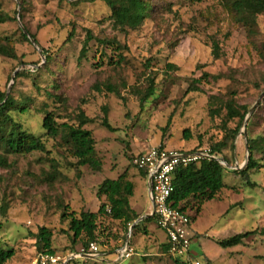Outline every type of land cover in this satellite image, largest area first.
Segmentation results:
<instances>
[{"label":"rangeland","instance_id":"374dc122","mask_svg":"<svg viewBox=\"0 0 264 264\" xmlns=\"http://www.w3.org/2000/svg\"><path fill=\"white\" fill-rule=\"evenodd\" d=\"M0 2L11 16L0 24V35L12 39L18 55L17 59L0 56V91L18 99L30 97L27 112L15 117L28 131L43 136L46 144L44 151L10 155V167H0V206L4 200L9 204L7 214H0V243L15 250L6 264H34L40 254L34 234L41 226L53 231L58 253L80 248V239L73 243L70 219L62 218L64 206L68 213L98 211L106 202L97 194L106 178L126 172L134 184L132 207L141 215L149 213L147 185L134 165L135 156L157 145L187 151L221 140L239 121L227 119L225 109L212 116L210 95L234 97L249 110L255 105L249 124L243 121L234 138V149L223 151L233 168L246 165L247 137L264 135V14L259 16L256 33L250 34L234 19L225 0H165L141 26L123 31L113 25L110 8L100 0ZM24 30L28 41L22 37ZM88 31L95 38L89 43L87 58L80 60ZM103 40H115L119 50ZM213 41L220 45L218 59L213 55ZM44 50L51 60L47 61ZM28 67L41 69L24 70ZM18 72L24 73L17 76ZM149 78L155 79L157 91L142 108L137 91L147 87ZM198 78L202 90L189 91L191 80ZM107 87L117 89L120 96ZM79 107L92 119L86 127L96 140L100 170L76 166L77 159L59 139L44 136L43 109L58 113L57 120L62 122ZM103 107L108 109L113 130L102 125ZM233 168L224 170L225 186L213 199L200 204L191 198L181 203L196 232L190 256L201 264H264V169L251 173L256 183L251 187L229 171ZM53 171L57 174L50 181L47 175ZM97 221L104 257L113 259L129 227L107 215ZM250 230L257 232L242 244L224 248L218 243V239ZM164 237L155 220L140 224L130 238L133 255L119 264H185L165 249ZM111 263L116 262H87Z\"/></svg>","mask_w":264,"mask_h":264},{"label":"trees","instance_id":"16d2710c","mask_svg":"<svg viewBox=\"0 0 264 264\" xmlns=\"http://www.w3.org/2000/svg\"><path fill=\"white\" fill-rule=\"evenodd\" d=\"M82 2H95L97 0H80ZM103 1L111 10L109 15L113 25L120 30L136 29L146 22L152 15L161 8L165 0H100ZM189 3H199L203 0H185ZM225 6L232 13L234 19L240 22L250 34H255L259 25V16L264 14V0H225ZM11 16L3 10L0 2V24L7 22ZM71 33L69 39H71ZM24 40H29L27 34L22 32ZM36 39L35 35H32ZM95 36L88 31L86 38L83 41V46L80 51L79 59H85L90 50L89 43ZM38 43V40H36ZM102 43L110 44L113 48L119 50L120 45L115 40H103ZM213 55L215 59L220 58L221 49L218 42L213 41ZM46 59L51 60L52 56L47 50H44ZM119 54L118 63L123 61L121 53ZM0 56L17 59L15 45L12 39L8 36L0 35ZM111 60V59H110ZM113 62V60H111ZM101 65V63H99ZM171 68L174 65H169ZM41 68L28 67L24 70L28 72H37ZM24 72H18L17 76L23 75ZM36 83V81H34ZM201 79H193L189 83V91H201ZM107 90L115 92L119 95V91L115 88L107 87ZM157 85L154 78L148 79L147 87L143 90L139 89L137 95L140 97V104L143 108L150 98L156 94ZM56 97L62 99L60 95L55 94ZM120 96V95H119ZM30 97L18 99L6 91H0V167L8 168L10 163L8 157L15 154H28L34 151L46 150V144L43 136L35 135L28 131L24 125L15 117L17 113H25L29 109ZM209 111L212 116L220 114L224 109L226 110L227 119L232 120L238 118V124L234 129H229L223 138L208 146L195 147L191 150H198L208 148L216 155L223 156L226 161L232 165L227 157L223 154L226 148L234 149V138L240 130V126L246 118L249 107L246 105H239L234 97L227 99L218 97L217 95H210L208 98ZM104 117L102 125L108 129L113 130L109 119L108 109L103 107ZM44 117L42 127L44 128V136L52 139H59L61 144L67 147L72 155L77 159L76 166L88 165L94 170L102 168V161L99 159L96 152V140L93 132L86 127L92 122L84 109L79 107L78 111L69 117L67 121H58V113L43 109ZM250 122V120H249ZM248 122V124H249ZM185 137H189L188 129L184 130ZM163 146V145H161ZM247 146L250 152L246 165L242 168L229 170L235 177L241 178L247 186L254 187L256 183L251 179L253 171L264 169V135H257L255 137H247ZM260 154V158L256 154ZM226 169L219 161L215 159H204L199 162L190 163L186 166L180 165L176 168L173 185L174 191L171 195L174 206H181V203L189 199H195L200 204L206 200L213 199L225 186L223 181V172ZM140 170V173L146 178V171ZM57 171L48 173L47 178L50 181L55 179ZM264 192V189H263ZM134 193V184L127 178L126 172L121 174L118 178H106L98 188V196H104L106 202H103L98 211L82 210L79 214L75 212L68 213L67 206H64L62 218H69V228L73 232V243L78 239L81 240V246L87 247L90 242L94 241L100 249L102 241L99 240L98 234V217L100 215H107L112 219L119 220L130 227V225L141 215L131 205L130 198ZM9 204L6 200L0 206V214L6 215ZM183 210L185 207L181 206ZM155 220L156 216H150L135 224L132 232L142 223L146 221ZM157 224V222H156ZM257 230H250L239 232L235 235L218 239V243L226 248L242 244L244 239ZM262 232L263 229H262ZM36 238V248L39 253L56 254V248L53 246V231L46 226H41L37 233L34 234ZM196 236V233L193 237ZM80 246V247H81ZM165 249L168 251V243H164ZM79 249V248H78ZM78 249H70L69 253L78 251ZM15 255L13 248L4 247L0 243V264H6ZM208 261L210 259L206 257ZM177 262H183L176 259ZM75 263V262H74ZM76 264V263H75ZM119 264V263H111Z\"/></svg>","mask_w":264,"mask_h":264},{"label":"built area","instance_id":"2783aa9c","mask_svg":"<svg viewBox=\"0 0 264 264\" xmlns=\"http://www.w3.org/2000/svg\"><path fill=\"white\" fill-rule=\"evenodd\" d=\"M204 159H215L225 167L223 156L212 153L208 148L184 151L157 145L137 154L133 160L138 169L146 171V183L148 178L151 179L152 202L149 199L151 203L149 212L156 216L157 225L166 234L168 252L175 258H183L182 261L185 264L201 263L199 260H193L190 256L192 218L181 206H174L173 200H171L174 191L173 178L178 166H186ZM130 238L128 242L125 241L114 250L116 263L129 258L134 253V248L130 245ZM103 257L104 252L100 246L92 241L87 247L81 246L78 251L74 252L40 253L34 264H63L65 262L69 264L76 263V261H78L76 264H87L90 260L98 261Z\"/></svg>","mask_w":264,"mask_h":264},{"label":"water","instance_id":"95a60500","mask_svg":"<svg viewBox=\"0 0 264 264\" xmlns=\"http://www.w3.org/2000/svg\"><path fill=\"white\" fill-rule=\"evenodd\" d=\"M24 32L26 33V30H24ZM254 109H255V105L254 106H252L251 107V109L249 110V112H248V115L246 116V118L244 119V123H245V125L247 124V122H248V120H249V115L254 111ZM223 159L225 160V167L226 168H228V169H232L233 167L231 166V165H229V163L226 161V159L223 157ZM235 169H237L238 167H234ZM233 168V169H234ZM150 178H148V180H147V191H148V194H149V199H150V201L152 202V198H151V196H150V192H151V182H150ZM150 216H153V213H151V212H149V213H147V214H145V215H141V216H139L132 224H131V226H130V228H129V230L131 231V229L133 228V226L135 225V224H137L138 222H140V221H142L143 219H145V218H148V217H150ZM130 231H129V233H130ZM129 238H130V235L128 234V236H127V239H126V242H128L129 241ZM67 262H65V263H63V264H66Z\"/></svg>","mask_w":264,"mask_h":264},{"label":"crops","instance_id":"0c3cea01","mask_svg":"<svg viewBox=\"0 0 264 264\" xmlns=\"http://www.w3.org/2000/svg\"><path fill=\"white\" fill-rule=\"evenodd\" d=\"M145 181H146V178H145ZM146 185H147V183H146ZM190 232H191L192 237H193V235L196 233V232H194V230H193V226H192V224H191V227H190ZM164 233H165V232H164ZM131 237H132V236H131ZM164 239H165V243H166V242H167L166 234H165ZM101 250L104 251V249H101ZM113 253H114V252H113ZM104 255H105V254H104ZM132 255H133V254H132ZM132 255H131V256H132ZM113 256H114V258H115L116 254L114 253ZM131 256H130L129 258H131ZM114 258L112 259V258H110V257H103L102 259H100V260H98V261H101V260L113 261ZM129 258H127V259H129ZM175 259H178V258H175ZM182 260H183V259H182ZM121 261H122V260H121ZM121 261H119V262H117V263H120Z\"/></svg>","mask_w":264,"mask_h":264}]
</instances>
